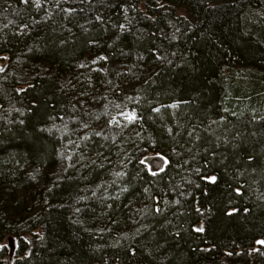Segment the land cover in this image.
<instances>
[{
	"label": "trees",
	"instance_id": "1",
	"mask_svg": "<svg viewBox=\"0 0 264 264\" xmlns=\"http://www.w3.org/2000/svg\"><path fill=\"white\" fill-rule=\"evenodd\" d=\"M249 2L0 0V264H264Z\"/></svg>",
	"mask_w": 264,
	"mask_h": 264
},
{
	"label": "rangeland",
	"instance_id": "2",
	"mask_svg": "<svg viewBox=\"0 0 264 264\" xmlns=\"http://www.w3.org/2000/svg\"><path fill=\"white\" fill-rule=\"evenodd\" d=\"M53 1H59V2H67V1H70V0H53ZM71 1H80V0H71ZM248 3L249 0H247ZM53 8L54 7H57V5H52ZM254 13H255V18L256 20H262L264 22V0H259V4L257 7L254 8ZM91 63L94 65V67H98L101 69V70H104L105 69V66H100L99 65V62L96 58L92 59L91 60ZM7 63L5 62V60H1L0 59V72H2L4 70V67H6ZM109 105V104H108ZM117 106V105H114V107ZM134 117L133 119H129V117ZM136 112L131 108V107H120V108H115L112 110V114H111V125L113 127H117V128H121V127H125L129 124V122H132L136 119ZM61 130H64V126H61L60 127ZM143 161L147 164V166L149 168H152V169H161L165 164V160L162 159L161 157H158V156H149V157H144L143 158ZM141 207V210H144V206H140ZM9 239V238H8ZM258 243V242H257ZM254 244V248L253 250H255V252L257 250H259L258 248L260 246H262L261 244ZM7 244V249L9 247V250H10V255L11 257L13 256V253H14V248H15V242L14 240L12 239H9V241L6 242ZM263 247V246H262Z\"/></svg>",
	"mask_w": 264,
	"mask_h": 264
},
{
	"label": "flooded vegetation",
	"instance_id": "3",
	"mask_svg": "<svg viewBox=\"0 0 264 264\" xmlns=\"http://www.w3.org/2000/svg\"><path fill=\"white\" fill-rule=\"evenodd\" d=\"M213 179H214V178L212 177L211 180H213ZM256 243H257V242L255 241L254 244H256ZM258 243L261 244V245L264 247V241H262V242H258ZM258 243H257V244H258ZM254 251H255V250H254Z\"/></svg>",
	"mask_w": 264,
	"mask_h": 264
},
{
	"label": "water",
	"instance_id": "4",
	"mask_svg": "<svg viewBox=\"0 0 264 264\" xmlns=\"http://www.w3.org/2000/svg\"><path fill=\"white\" fill-rule=\"evenodd\" d=\"M256 242H262V239L261 240L260 239L259 240H256Z\"/></svg>",
	"mask_w": 264,
	"mask_h": 264
},
{
	"label": "snow or ice",
	"instance_id": "5",
	"mask_svg": "<svg viewBox=\"0 0 264 264\" xmlns=\"http://www.w3.org/2000/svg\"><path fill=\"white\" fill-rule=\"evenodd\" d=\"M133 118H134V117H131V116L129 117V119H133Z\"/></svg>",
	"mask_w": 264,
	"mask_h": 264
},
{
	"label": "bare ground",
	"instance_id": "6",
	"mask_svg": "<svg viewBox=\"0 0 264 264\" xmlns=\"http://www.w3.org/2000/svg\"><path fill=\"white\" fill-rule=\"evenodd\" d=\"M259 244V243H258Z\"/></svg>",
	"mask_w": 264,
	"mask_h": 264
}]
</instances>
